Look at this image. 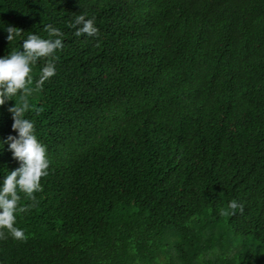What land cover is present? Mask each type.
<instances>
[{"label":"trees","instance_id":"obj_1","mask_svg":"<svg viewBox=\"0 0 264 264\" xmlns=\"http://www.w3.org/2000/svg\"><path fill=\"white\" fill-rule=\"evenodd\" d=\"M153 1L0 0V26L22 31L0 28V56L46 24L64 43L26 113L48 175L20 193L25 238L0 236V264H264V157L240 145L264 123V0ZM80 14L97 37L74 35ZM19 166L5 143L0 182Z\"/></svg>","mask_w":264,"mask_h":264},{"label":"clouds","instance_id":"obj_2","mask_svg":"<svg viewBox=\"0 0 264 264\" xmlns=\"http://www.w3.org/2000/svg\"><path fill=\"white\" fill-rule=\"evenodd\" d=\"M145 3H147L145 7L149 9L152 4L154 9L156 7L153 0H145ZM95 19L94 16L87 17L86 14L76 15L69 26L75 29L76 37L95 38L99 35ZM43 27L47 38L28 32L23 40V51L12 50L7 55L0 56V106L9 99L15 100L14 106L8 111L13 117L12 128L18 133L17 136L9 135L6 140H0V149L7 143L13 157L20 164L19 167L7 172L0 182V236L6 232L17 240L25 238V230L16 225L17 214L26 210V206L19 203L20 193L34 201V193L42 190L41 178L48 175L50 167L47 147L38 139L34 121L26 116L32 107L28 101L29 96L55 75L56 53L64 46L60 28L52 24H46ZM0 28L7 32L6 39L10 43L17 39L21 40L22 31L19 28L11 25L0 26ZM38 60H43L44 63L39 69L38 78L33 83V76L30 73ZM232 110L241 116L240 106H235ZM233 136L234 130H231L230 138L232 139ZM240 145L244 154L264 157V123L260 124L253 134L250 130L248 139ZM238 208L242 212L243 203L235 198L228 202V209L233 214ZM221 214H225L223 209Z\"/></svg>","mask_w":264,"mask_h":264}]
</instances>
